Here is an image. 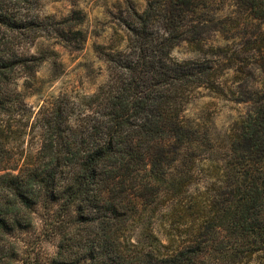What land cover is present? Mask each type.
<instances>
[{"label": "trees", "instance_id": "trees-1", "mask_svg": "<svg viewBox=\"0 0 264 264\" xmlns=\"http://www.w3.org/2000/svg\"><path fill=\"white\" fill-rule=\"evenodd\" d=\"M37 1L0 0V264L53 240V264H264V0L132 7L107 80L35 108L50 46L87 39ZM203 88L248 104L224 134L188 112Z\"/></svg>", "mask_w": 264, "mask_h": 264}, {"label": "rangeland", "instance_id": "rangeland-1", "mask_svg": "<svg viewBox=\"0 0 264 264\" xmlns=\"http://www.w3.org/2000/svg\"><path fill=\"white\" fill-rule=\"evenodd\" d=\"M146 4L147 0H38L35 5L43 16L62 20L74 12L77 13L83 18L78 28L84 30L87 39L79 49L52 44L50 48L57 51V56L40 66L35 83H30L29 87L22 86L24 92H27L26 100L37 108L52 95L93 94L108 78V64L99 53L98 46H104L105 50L111 45H117L119 49L125 48L126 32L123 22L129 15V9L135 7L143 10ZM51 42H46L45 45ZM172 54L178 59L197 56L195 50L187 44L176 46ZM55 60L58 61L57 65ZM255 76L258 80L259 76ZM247 110V103L234 101L205 88L188 105L190 114L200 117L215 132L221 134L227 132ZM56 245L55 240L46 242L40 251L37 264H53L51 257Z\"/></svg>", "mask_w": 264, "mask_h": 264}]
</instances>
